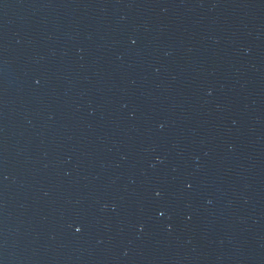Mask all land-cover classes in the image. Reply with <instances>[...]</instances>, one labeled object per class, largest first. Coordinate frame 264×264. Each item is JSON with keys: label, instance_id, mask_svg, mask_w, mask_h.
<instances>
[{"label": "water", "instance_id": "water-1", "mask_svg": "<svg viewBox=\"0 0 264 264\" xmlns=\"http://www.w3.org/2000/svg\"><path fill=\"white\" fill-rule=\"evenodd\" d=\"M0 264H264V0H0Z\"/></svg>", "mask_w": 264, "mask_h": 264}]
</instances>
